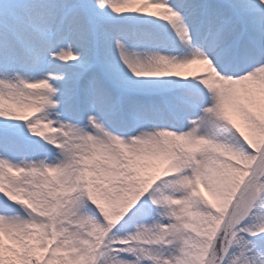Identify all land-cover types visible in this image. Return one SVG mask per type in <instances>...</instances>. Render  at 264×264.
<instances>
[{
    "label": "snow or ice",
    "instance_id": "6c2138e0",
    "mask_svg": "<svg viewBox=\"0 0 264 264\" xmlns=\"http://www.w3.org/2000/svg\"><path fill=\"white\" fill-rule=\"evenodd\" d=\"M0 264H264V0H0Z\"/></svg>",
    "mask_w": 264,
    "mask_h": 264
}]
</instances>
